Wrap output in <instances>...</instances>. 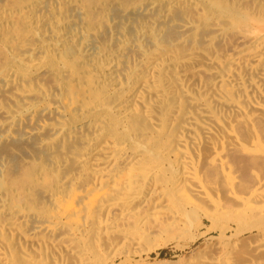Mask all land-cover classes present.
Masks as SVG:
<instances>
[{
	"label": "bare ground",
	"instance_id": "1",
	"mask_svg": "<svg viewBox=\"0 0 264 264\" xmlns=\"http://www.w3.org/2000/svg\"><path fill=\"white\" fill-rule=\"evenodd\" d=\"M22 1L0 0V145H30L0 157V264L185 235L187 264H264V0Z\"/></svg>",
	"mask_w": 264,
	"mask_h": 264
},
{
	"label": "rangeland",
	"instance_id": "2",
	"mask_svg": "<svg viewBox=\"0 0 264 264\" xmlns=\"http://www.w3.org/2000/svg\"><path fill=\"white\" fill-rule=\"evenodd\" d=\"M6 1H10V5L12 6H22L24 2L22 0H2L3 3H6ZM69 1V0H68ZM72 3L75 2L77 4H85L88 7L96 8L98 11H107V19L111 18H118V17H124L119 11V6L116 7L113 5H103V2H107L108 0H71ZM126 0L121 1V4H124L123 6L127 5L129 3V0H127V4L124 3ZM8 4V3H6ZM111 6V7H110ZM101 8V9H99ZM106 8V9H105ZM103 9V11H102ZM105 9V10H104ZM72 7L69 6L65 10V14H70L72 12ZM74 15L78 14L76 11H74ZM76 16V15H75ZM114 16V17H113ZM105 21L103 23L98 22L96 28L97 31H99V34L96 35L98 38L97 40H105V38H108V34L110 31V25L108 21ZM101 30V31H100ZM23 144V145H22ZM16 143L15 144H9V145H0V157L3 156V160H5L7 163H10L14 167L16 171H18L20 166V160L19 157H23L26 152H28V146L29 144L24 143ZM3 146V147H2ZM9 146V147H8ZM10 151V152H9ZM11 153V154H10ZM35 155H38V151L34 150ZM3 154V155H1ZM8 154V155H7ZM12 155V156H10ZM8 156V157H7ZM18 156V157H17ZM14 157V158H13ZM11 158V159H8ZM18 158V159H15ZM7 159V160H6ZM17 160V161H16ZM12 162V163H11ZM19 165V166H18ZM206 229H204V232H207V229L210 227V223L205 221ZM208 233V232H207ZM208 238L217 237L214 233H208ZM187 237V240H186ZM190 236L185 235L184 237H181L179 239L171 240L166 242V240L160 239L162 242H160L159 247L154 246L151 249V251L147 248L144 254H140V256H135L130 264H187L189 261H193L196 256H198V253L200 254L201 248L204 246V242H206V238H200L199 236H192L193 238H189ZM189 238V239H188ZM191 239H195V242ZM199 239V240H197ZM180 240V241H179ZM190 241V242H189ZM166 242V243H165ZM203 245V246H202ZM202 246V247H201ZM150 252H147V251ZM198 251V252H197ZM193 254V255H192ZM192 255V256H190ZM195 255V256H194ZM192 257V258H191ZM194 257V258H193ZM189 260V261H188ZM136 262V263H135Z\"/></svg>",
	"mask_w": 264,
	"mask_h": 264
}]
</instances>
